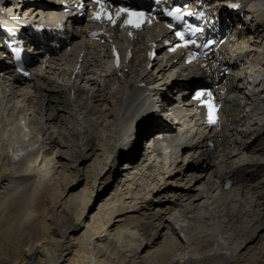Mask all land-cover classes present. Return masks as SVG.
<instances>
[{
    "label": "bare ground",
    "instance_id": "6f19581e",
    "mask_svg": "<svg viewBox=\"0 0 264 264\" xmlns=\"http://www.w3.org/2000/svg\"><path fill=\"white\" fill-rule=\"evenodd\" d=\"M35 2L44 3L0 0V19L14 14L39 21L47 15ZM250 2L245 9L249 38L227 45L242 67L230 86L226 128L217 132L223 141L215 152L204 148V126L185 101L196 71L173 62L174 56L153 61L147 70L141 43L128 70L119 74L108 68V55L97 57L95 44L76 34L74 43L85 52L83 72L73 78L70 63L79 57L61 54L23 79L12 76L0 52V264H264V246L254 245L264 230V141H254L264 139V0ZM248 82L256 87L251 94L242 86ZM173 104L177 110L170 109L171 117ZM149 106L162 114L154 110L141 129L136 123L147 118ZM249 120L250 132L244 128ZM11 125L13 135H22L24 128L35 132L37 153L28 152L32 142L12 156L4 135ZM135 128L141 130L135 134ZM24 153L38 154V160L41 154L45 160L54 155L49 162L54 178L64 169L71 181L95 157L92 186L101 174L114 175L109 168L116 167V184L103 209L108 221L101 213L97 234L78 235L73 242L79 206L54 200V187L45 186L37 171L12 168ZM227 179L234 182L229 190ZM162 228L172 238L168 244L157 240ZM130 235L142 237L146 254L114 239L131 240ZM230 243L253 250L254 257L239 263L235 249L228 254ZM194 245L198 251L190 249Z\"/></svg>",
    "mask_w": 264,
    "mask_h": 264
},
{
    "label": "rangeland",
    "instance_id": "374dc122",
    "mask_svg": "<svg viewBox=\"0 0 264 264\" xmlns=\"http://www.w3.org/2000/svg\"><path fill=\"white\" fill-rule=\"evenodd\" d=\"M34 1H36V0H32V2H34ZM257 53H258V51H257ZM257 53H255L254 59H256V55L258 57ZM262 56L263 55H261V57ZM255 63H254V66H255ZM18 82L21 83L20 81H18ZM242 86L245 87V91H244L245 93L248 92L251 94V92L253 90L255 91V89H256V87H253L252 84H250V83L248 85H242ZM153 107L154 106H149L150 110L147 114V118L140 120L139 123H136V125L137 124L140 125L141 129L149 121V117L152 115V112L154 111ZM248 123H249V125H248ZM14 127L15 126L11 125L9 127V130L7 132H5V134H4L6 143L8 145H10V148H12L11 154L13 153V151H16L17 149H21V148H26V146H28L29 144H33V143L35 145L34 149L29 150L28 152L30 154L32 152L37 153L38 149L40 147V144L37 142H34L35 137L33 134L35 132H33V131L29 132L27 130V128H24L23 129L24 132L22 135H18V133L17 134L15 133V135H13L11 133V130H15ZM250 127L252 128L251 121L245 123V126H244L245 130L247 129L248 132L252 131ZM141 129L135 128V130H134L135 134H137L138 130H141ZM252 137H254V136H251V139H252ZM131 141H132V138L130 139L129 142L131 143ZM254 141L257 142L256 143L257 145H260L261 142L264 141V139L259 138V137H255ZM145 142H146L145 139L141 140V142H140L141 148H142V146H145ZM47 149H48V147H47ZM12 156H14V155L12 154ZM23 156H25V157H22L24 159L23 161L25 163L21 160H15V162H12L10 164L11 167L12 168L15 167V168L21 169V170L22 169L27 170L28 172L37 171L39 176L41 177L42 183L45 186H48L50 188L54 187L53 188V192L55 195V196L53 195L54 200L56 198L59 202L61 201L62 203L63 202L64 203H70V204L75 205L77 207L79 206V210L76 211V213H74V215H73V221L75 223H77V225L79 227V230L77 232L78 234L75 236V239H73V242H77L78 238L76 240V237L78 235H95V234H97L98 230L95 228V223H96L97 218L100 216V214L102 213V217H103L102 219H104V220L106 219L108 221L107 215L105 212H103V209L109 203L108 197L110 196V193H111V192H109V190H111L110 188L112 187V185L116 184V180H114L115 179L114 175L117 174L116 167L111 166L109 168V170L110 169L114 170V172H115L114 175L106 178V173H103L97 177L96 181L93 182L94 184L92 186L91 185L92 184L91 183L92 178L90 176V173H91V170H94V166L98 167L97 160H95V157H93L92 160L89 159L86 162H84L83 165H85V166L82 167L83 172H82L81 176H79V174L77 173V179H75V181L74 180L71 181L72 177H70V175L68 174V171L64 170V169L60 170L61 172L56 175L59 177L58 180L56 178H54V174H53L52 170H50V167H49V162L52 158L54 159V155H51L49 157V159H47V160H45V158L42 156V154L39 156V160H38V154L32 155V156L29 155L30 156L29 157L28 155H26L24 153ZM55 158H56V155H55ZM147 192H148V189L143 191V193H147ZM125 200H126V202L130 201L129 199H125ZM149 212H151V211H149V210L146 211V213H149ZM148 215H150V214H148ZM101 224L103 225V222H101ZM160 232H161V234H160V236H158L157 240L159 242L161 241L163 243L168 244L170 242V240L172 239L170 237L169 233L166 232L165 228H162L160 230ZM259 233L262 236H260L259 240L254 244V245L257 244L256 245L257 248L264 246V230L260 231ZM179 237L181 238L180 240L186 239V238H184V236L182 234H180ZM131 238L132 239L130 240V239H126V238L124 239L123 237L121 239H119L118 237H114L117 244L122 245L123 241H127L126 244L132 243L133 247H135V248L137 247L136 249H137L138 254H141V256L146 254V252L144 250L142 251V248L145 245V241L142 240V237L131 236ZM134 238L137 239L135 242L133 241ZM128 240H129V242H128ZM124 244H125V242H124ZM197 248L198 247L196 245L190 246V249L193 251L195 249L197 250ZM234 249H235V254H233V256L239 263H241V259H243L244 257H246L248 261H249V258L252 257V255L254 257V252H252L253 250H251V252H250L249 250H247V248L245 249V248H242L241 246H237V244H235V243H230L228 245V254L232 255V252L234 251ZM240 255H242V257H240ZM72 257L74 258L75 255L74 254L71 255L69 258H72ZM247 263H249V262H247Z\"/></svg>",
    "mask_w": 264,
    "mask_h": 264
},
{
    "label": "snow or ice",
    "instance_id": "6c2138e0",
    "mask_svg": "<svg viewBox=\"0 0 264 264\" xmlns=\"http://www.w3.org/2000/svg\"><path fill=\"white\" fill-rule=\"evenodd\" d=\"M96 3L101 5V11L96 14L95 18L96 19H101L103 15H107L108 19L111 20L112 19L111 14L105 12V9H104V6H103V0H96ZM179 11H180L179 9H176L174 13H169V15H174L175 13H178ZM121 12L128 13L131 18L127 22L134 24L136 27H140V23H141V21L144 19L145 15H146L143 12H135V11H132V10L126 9V8L125 9H121ZM117 15H119V13ZM177 35L180 36L181 39H184V34L183 33H179L178 32ZM205 95H207L209 98H211V96H212L211 92L205 93L203 91H200V92L196 93V98L200 99L201 97H203ZM204 103L206 104V106L208 108V122L212 123V124L216 123L217 116H216V107H215V105L212 103L211 99L205 100Z\"/></svg>",
    "mask_w": 264,
    "mask_h": 264
}]
</instances>
